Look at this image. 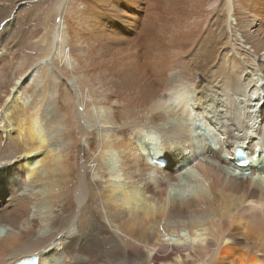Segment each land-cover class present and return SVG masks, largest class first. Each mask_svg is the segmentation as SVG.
Listing matches in <instances>:
<instances>
[{
	"label": "bare ground",
	"instance_id": "6f19581e",
	"mask_svg": "<svg viewBox=\"0 0 264 264\" xmlns=\"http://www.w3.org/2000/svg\"><path fill=\"white\" fill-rule=\"evenodd\" d=\"M47 9L0 16V264H264V0Z\"/></svg>",
	"mask_w": 264,
	"mask_h": 264
},
{
	"label": "rangeland",
	"instance_id": "374dc122",
	"mask_svg": "<svg viewBox=\"0 0 264 264\" xmlns=\"http://www.w3.org/2000/svg\"><path fill=\"white\" fill-rule=\"evenodd\" d=\"M50 3L51 0H7L5 4L7 8L2 10L0 9V16L7 13L11 14L13 17L17 16L19 24L22 27L21 39L28 41L30 34L33 33L35 29H38L43 25L42 23H44L45 19L44 14L47 12V8H49ZM16 11L18 12V15ZM26 45L27 44H24L23 53L25 59H30L35 54L30 51L31 49ZM201 123L202 125L204 124L203 122ZM196 125L198 124L196 123L194 127H196ZM182 182L187 183V180H183Z\"/></svg>",
	"mask_w": 264,
	"mask_h": 264
},
{
	"label": "snow or ice",
	"instance_id": "6c2138e0",
	"mask_svg": "<svg viewBox=\"0 0 264 264\" xmlns=\"http://www.w3.org/2000/svg\"><path fill=\"white\" fill-rule=\"evenodd\" d=\"M106 36H108L109 38L114 37V36H112V35H106ZM0 166H2V164H0Z\"/></svg>",
	"mask_w": 264,
	"mask_h": 264
}]
</instances>
